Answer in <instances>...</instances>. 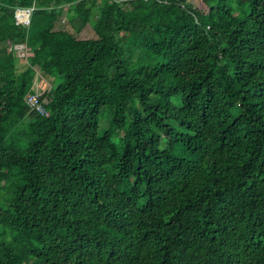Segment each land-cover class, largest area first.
<instances>
[{"label": "trees", "instance_id": "trees-1", "mask_svg": "<svg viewBox=\"0 0 264 264\" xmlns=\"http://www.w3.org/2000/svg\"><path fill=\"white\" fill-rule=\"evenodd\" d=\"M0 264H264V0H0Z\"/></svg>", "mask_w": 264, "mask_h": 264}, {"label": "built area", "instance_id": "built-area-1", "mask_svg": "<svg viewBox=\"0 0 264 264\" xmlns=\"http://www.w3.org/2000/svg\"><path fill=\"white\" fill-rule=\"evenodd\" d=\"M32 9L33 8H18L15 11L16 22L27 25L29 23V17ZM27 103L32 108H36L37 110L42 111L41 100L39 99V95L37 93L31 94L27 99Z\"/></svg>", "mask_w": 264, "mask_h": 264}, {"label": "rangeland", "instance_id": "rangeland-1", "mask_svg": "<svg viewBox=\"0 0 264 264\" xmlns=\"http://www.w3.org/2000/svg\"><path fill=\"white\" fill-rule=\"evenodd\" d=\"M189 2H191L192 4L197 5V6L199 4V0H189ZM61 25H63L62 26L63 28L69 29V26L67 24H61ZM77 36L80 38H92L95 36V33L93 32L91 26L89 24H87L86 26L83 27V29L80 31V33L77 34ZM46 82L49 83L48 80H46Z\"/></svg>", "mask_w": 264, "mask_h": 264}, {"label": "clouds", "instance_id": "clouds-1", "mask_svg": "<svg viewBox=\"0 0 264 264\" xmlns=\"http://www.w3.org/2000/svg\"><path fill=\"white\" fill-rule=\"evenodd\" d=\"M62 18H63V20H65L66 16L64 15V16H62Z\"/></svg>", "mask_w": 264, "mask_h": 264}]
</instances>
